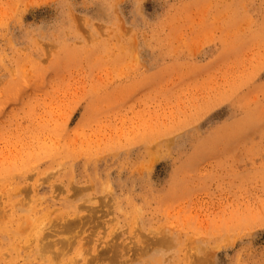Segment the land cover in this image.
<instances>
[{
    "label": "rangeland",
    "instance_id": "rangeland-1",
    "mask_svg": "<svg viewBox=\"0 0 264 264\" xmlns=\"http://www.w3.org/2000/svg\"><path fill=\"white\" fill-rule=\"evenodd\" d=\"M0 264H264V0H0Z\"/></svg>",
    "mask_w": 264,
    "mask_h": 264
},
{
    "label": "bare ground",
    "instance_id": "bare-ground-1",
    "mask_svg": "<svg viewBox=\"0 0 264 264\" xmlns=\"http://www.w3.org/2000/svg\"><path fill=\"white\" fill-rule=\"evenodd\" d=\"M112 259V258H111Z\"/></svg>",
    "mask_w": 264,
    "mask_h": 264
}]
</instances>
